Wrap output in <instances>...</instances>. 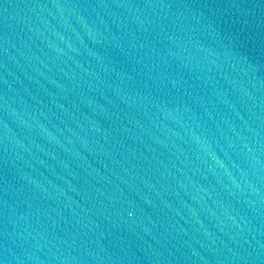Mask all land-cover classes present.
Here are the masks:
<instances>
[{
    "label": "water",
    "instance_id": "obj_1",
    "mask_svg": "<svg viewBox=\"0 0 264 264\" xmlns=\"http://www.w3.org/2000/svg\"><path fill=\"white\" fill-rule=\"evenodd\" d=\"M0 264H264V0H0Z\"/></svg>",
    "mask_w": 264,
    "mask_h": 264
}]
</instances>
